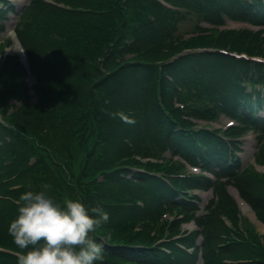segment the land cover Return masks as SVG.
<instances>
[{
  "label": "trees",
  "instance_id": "16d2710c",
  "mask_svg": "<svg viewBox=\"0 0 264 264\" xmlns=\"http://www.w3.org/2000/svg\"><path fill=\"white\" fill-rule=\"evenodd\" d=\"M65 1L92 12L65 11L34 2L27 11L33 21L23 28L27 33L23 36L21 32V37L37 78L38 103L25 97L24 118L17 114L19 109L8 116L6 110L0 111L4 118L0 123V168L6 167V174L0 177V195L8 197L0 199V246L23 251L10 235L9 223L17 214L21 193L47 185L49 194L61 203L80 198L86 206H100L108 212V221L93 233L104 243V259L96 264H193L194 256L185 250L172 246L171 258L152 248L155 238L147 231L132 232L137 222L155 215L156 209L171 206L174 194L159 180L133 173L129 167L139 164L133 158L134 150L140 151L142 143L149 140L175 152L190 151L209 169L223 168L222 143L203 133L201 138L208 145L204 157L189 134L177 132L156 97L160 94L173 106L172 94L182 97L174 85L181 84L195 90L200 99L217 95L227 112L252 126V116L244 112L248 96L237 84L239 72L248 65L220 53H193L170 64L162 62L183 48L230 46L238 52L264 55V42L248 31L239 35L215 33L181 42L175 33L186 15L156 0ZM166 1L216 22L221 10L245 18L258 17L241 0ZM129 54L133 56L126 59ZM25 77L22 64L16 58L7 59L0 74V107L7 108V95L16 99L26 96ZM171 114L180 121L178 109ZM7 158L12 163L4 166ZM260 158L264 161V150ZM179 170L174 163L170 171ZM224 172L264 219V180L252 172ZM14 185L21 187L11 190ZM135 198L144 200L147 207L133 205ZM182 205L194 210L191 205ZM219 211L233 216V205L225 193ZM212 220L203 218L201 223L212 229ZM108 233L110 238L105 240ZM256 242L255 251L253 245L233 243L216 251L212 237L207 236L205 264H225L223 257H245L250 262L244 264H264V244ZM0 264H17V257L0 252Z\"/></svg>",
  "mask_w": 264,
  "mask_h": 264
},
{
  "label": "clouds",
  "instance_id": "9594fccd",
  "mask_svg": "<svg viewBox=\"0 0 264 264\" xmlns=\"http://www.w3.org/2000/svg\"><path fill=\"white\" fill-rule=\"evenodd\" d=\"M23 191L8 231L19 249L17 264H96L104 259V243L94 238L109 214L100 206H86L80 198L62 203L47 191ZM110 233L104 239L110 238Z\"/></svg>",
  "mask_w": 264,
  "mask_h": 264
},
{
  "label": "rangeland",
  "instance_id": "374dc122",
  "mask_svg": "<svg viewBox=\"0 0 264 264\" xmlns=\"http://www.w3.org/2000/svg\"><path fill=\"white\" fill-rule=\"evenodd\" d=\"M14 1L17 3L18 7L22 3L19 0H14ZM8 19H9V21L7 22V31H6V34L5 35L4 34H0V40L2 42H4V43H2V45L7 46L6 51H9L10 54H14V53H16L15 52V44H8L7 37H9L11 35V30H13V28L15 26V21H16L15 15L8 14ZM196 22H197V18L194 15L191 16V17H189V18H187L183 22V25L181 27V31H187V30L192 31L194 29V25L196 24ZM246 26L247 25L246 24H243V23L230 22V21L227 22V24H226V27L229 28V29H233V28H244ZM27 82H28V85L31 87L32 84L34 83V79L32 77H30L27 80ZM33 95H34V92L33 91H29L28 94H26V96H24V97L20 96L17 99L14 98V97H12L11 95H7L6 96V100H7L8 106H7V108L0 107V111L1 110H6V114L8 115V113L14 112L15 110H18L19 109L18 110L19 113H17V114H20L21 113L22 114L21 115V118H24V116H26V115L24 114L23 107H24L25 103H27L25 97L28 98L29 101H34ZM261 115L264 116V111H263V113H261ZM257 135L258 134L251 132L246 137L247 139L245 140V143L242 146V149L243 150L240 153V156H242V158H243V163L244 164L250 163L254 159V155L256 153L257 145H258ZM260 187H262V186H260ZM256 188H257L256 185H254L253 186V190L255 191ZM207 201L208 200L204 199V202H201L200 203L201 208L204 207V205L207 203ZM251 212L248 211L246 215L245 214H242V216L244 218V227L242 229L243 230H245L246 228L251 229L253 227L254 228L253 230H255L256 232H258L259 235L264 234V228H263L261 222H260V224L258 223L257 225H253V223H254L253 222L254 217H253V214ZM214 224H215V226L213 225V228L211 230L213 231L214 236L217 238V237H219V235H221L223 233V231H222V228L220 227V225H219L220 223L218 221H215ZM214 236L211 235V237H214ZM216 238H215V240H213V243L219 242L221 240L220 238H218V240ZM198 264H201V263H198Z\"/></svg>",
  "mask_w": 264,
  "mask_h": 264
},
{
  "label": "bare ground",
  "instance_id": "6f19581e",
  "mask_svg": "<svg viewBox=\"0 0 264 264\" xmlns=\"http://www.w3.org/2000/svg\"><path fill=\"white\" fill-rule=\"evenodd\" d=\"M16 49H17L16 51L20 54L21 53L20 48L18 46H16ZM243 206H244V208H247L245 204H243Z\"/></svg>",
  "mask_w": 264,
  "mask_h": 264
}]
</instances>
